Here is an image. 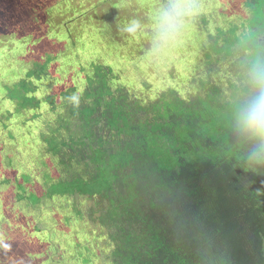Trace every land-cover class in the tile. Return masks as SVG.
<instances>
[{
	"label": "trees",
	"instance_id": "1",
	"mask_svg": "<svg viewBox=\"0 0 264 264\" xmlns=\"http://www.w3.org/2000/svg\"><path fill=\"white\" fill-rule=\"evenodd\" d=\"M185 2L173 46L191 63L161 54L157 78L130 87L117 54L147 56L140 68L151 74L154 44L125 29L136 20L154 31L165 0H0V106L11 105L0 109V264H23L31 250L39 264L61 229L94 243L82 264H264V166L249 158L235 119L252 91L250 67L264 64V0H245L227 28L215 26V3ZM12 155L19 164L4 162ZM18 184L34 197L35 221L57 218L52 230L29 217L13 224Z\"/></svg>",
	"mask_w": 264,
	"mask_h": 264
},
{
	"label": "rangeland",
	"instance_id": "2",
	"mask_svg": "<svg viewBox=\"0 0 264 264\" xmlns=\"http://www.w3.org/2000/svg\"><path fill=\"white\" fill-rule=\"evenodd\" d=\"M123 1H127V0H123ZM145 4H151V0H142ZM234 3L233 5H231V1L230 0H223V2H221L220 0H202V2H204L205 6H207L208 4L206 2H210L209 4L213 5V3H215V5L217 6V8H214V11H215V16H214V22L216 23L215 26H225V25H230L233 24L232 20H235L236 17H233V14H235L234 16H236L238 14V11L240 12L241 10H245V12L247 11L246 9V5L244 4L245 3V0H232ZM86 2V1H84ZM202 2H197V3H200L202 4ZM92 3V1H91ZM90 3V4H91ZM86 5H90L89 2L87 1L86 3H84ZM130 4H132V2H130ZM198 5V4H197ZM83 6V5H82ZM199 6V5H198ZM224 8V11L223 12H226V13H229L230 16H228L226 13H223L221 15H218V14H221V9ZM154 10H156L154 8ZM202 11H207L206 7L203 6V10ZM127 12V11H126ZM241 13V12H240ZM228 27V26H227ZM225 26V28H227ZM108 29L110 31L113 30V27L112 26H109ZM138 30V29H137ZM185 30V28L183 29ZM81 31L80 28L77 29V33ZM231 31V28L228 32V34L230 33ZM143 32L145 34H147V36H144ZM139 34L141 38H137L140 39V40H143V37H148V40L146 41V43L144 45L146 46H153L154 44V40H153V37H154V31H153V27L148 25V27L144 26L142 27L141 29L139 28V30L137 32H134L133 34ZM130 39H125L126 42L130 43L132 42V39L131 37H129ZM133 38V37H132ZM144 41V40H143ZM116 42L112 41L109 43V45H112ZM120 47V45H119ZM131 51H128L127 48H125V50H121V52H119V54H117L121 61L123 62H119L117 63V65H119V67H121L120 69L121 70V73H122V76H121V79L124 80V83H128V85L130 87H134L136 86L137 84H139L140 82L144 81L146 78H149L151 80L153 79H156V72H155V69L153 68L152 64L153 62L156 63V56H154V59L153 60H150L149 61V65L150 66L148 68V70H152V73L151 74H147L146 71H143L141 67H144L142 65L143 61L144 62H147V56L142 58H136V55L135 53H132L130 54V58L131 60H129V53ZM150 52V53H149ZM147 52L146 54H151V51ZM170 54L171 56L173 55H177L178 53H182L185 58L187 59V61H184L188 66L189 64L191 63V61H189L191 58L189 57V55L185 52V51H182L180 46H171L169 47L168 49H166L163 53V54ZM81 54V53H80ZM144 54V56L146 55ZM146 59V60H145ZM118 60V59H117ZM116 60V62H117ZM124 61H128V62H124ZM18 63H16L17 65ZM21 64V63H20ZM187 66V67H188ZM145 68V67H144ZM127 80H126V79ZM1 80V78H0ZM78 81H80V78H78ZM48 89V87H47ZM4 104H7L4 102ZM1 105L0 106V109L2 110H5L7 108H10L11 105L7 104V105ZM13 158H8V156H5L4 157V162H7V161H10L11 163H17L19 164L20 162L17 161V157H14V155H12ZM28 172H31V171H28ZM2 180H5V178H2ZM0 182H1V178H0ZM5 187H8L7 184H0V205H2L3 207H5V205L8 203V199L6 198V194H5ZM16 193L19 197V202L18 203H15L13 201H11V205L9 206V210H13L15 211L17 209V213H16V216H12L11 217V220L13 221V224H14V221H18L20 223V220H24V225L23 226H27V221L29 220V218H32L34 219V222L35 224L42 230L44 231H47L48 232V229L47 227L49 228V231L52 230V228L55 226V220L57 218L55 217H51V213H47V217L44 218V220L42 221H39V220H36L35 221V215L34 213H32V211L26 209L27 208V199L30 200V201H34V197L30 196L29 193H28V196H27V190L26 188L23 187L22 184H18L16 185ZM11 196L14 195V192H12L10 194ZM26 196H27V199H26ZM23 205V206H22ZM4 209V213L5 211H8L7 208H3ZM20 210H25L24 211V214H22L20 212ZM66 211H69L66 210ZM8 215H10L8 213ZM4 219V218H3ZM48 221H50L51 223V226L49 227V223H47ZM64 223L65 221L62 220ZM3 222V221H0V223ZM18 223V225L16 227L18 228H21L20 224ZM58 223V222H57ZM63 225L59 224L58 223V227H61ZM64 226H67L66 223ZM63 226V227H64ZM46 227V228H45ZM68 227V226H67ZM0 228H2V226L0 225ZM3 228H4V233L6 236H12L13 238H15L18 242H19V245L23 246L24 248H30L32 246H30L29 244L26 243V241L23 239V237L21 235H19L20 233H18V231L14 230L11 225H6V224H3ZM66 230H70V228L68 227V229ZM73 230H78L77 228H74ZM53 231V232H52ZM50 231L52 234H50L48 240H49V243L46 244V243H43V248L40 250V254L44 257L42 258H38L37 259V262L40 264L42 262V260H46L45 262L47 264H52L54 263L55 261L52 260L51 257H54V256H57V253L60 252L62 253V256H61V262L62 264H82V259L83 257L87 256V257H91V259L94 258V254L96 253V247L93 243V247L87 249V247H82L80 245H78L76 242H81V238L80 236H77V235H70L71 233L70 232H66L65 230H60L58 233H62V234H58L56 233L54 230ZM79 231V230H78ZM46 233H43V235H45ZM55 238L57 239V241H55ZM90 242V241H89ZM61 250V251H60ZM29 252H35L33 254H30L28 253V255L26 256L25 258V261L23 264H34L33 262H35V257H34V254L37 253V250H31ZM91 264H93V261L91 262ZM97 264V263H96Z\"/></svg>",
	"mask_w": 264,
	"mask_h": 264
},
{
	"label": "clouds",
	"instance_id": "3",
	"mask_svg": "<svg viewBox=\"0 0 264 264\" xmlns=\"http://www.w3.org/2000/svg\"><path fill=\"white\" fill-rule=\"evenodd\" d=\"M189 7L185 0H165L154 29V56L159 57L176 43L190 15ZM138 27L139 22L133 20L125 30L132 33ZM248 83L252 91L236 113L237 132L252 144L249 158L257 165L264 166V64L254 63L250 67ZM69 100L79 106L78 95H71Z\"/></svg>",
	"mask_w": 264,
	"mask_h": 264
}]
</instances>
